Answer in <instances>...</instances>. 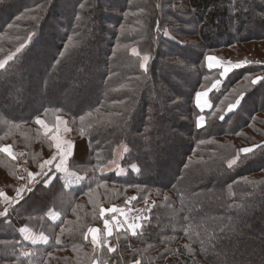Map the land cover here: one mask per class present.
<instances>
[{"label": "trees", "instance_id": "1", "mask_svg": "<svg viewBox=\"0 0 264 264\" xmlns=\"http://www.w3.org/2000/svg\"><path fill=\"white\" fill-rule=\"evenodd\" d=\"M208 56L264 59V0H0V146L23 151L36 174L3 203L19 180L0 152V264H264V64L224 78ZM206 90L212 107L200 111ZM59 117L73 145L66 168L81 179L72 187L54 166L38 172L54 143L35 121ZM117 151L125 174L101 171ZM145 199L135 234L106 236L101 207ZM89 228L104 246L94 250Z\"/></svg>", "mask_w": 264, "mask_h": 264}, {"label": "rangeland", "instance_id": "2", "mask_svg": "<svg viewBox=\"0 0 264 264\" xmlns=\"http://www.w3.org/2000/svg\"><path fill=\"white\" fill-rule=\"evenodd\" d=\"M219 61L223 66L230 67L231 69H235L232 67V65L237 64V63H240L241 65H245V64H249V63H262V64H264V59H262V58L258 59L255 57H248L247 59H242L239 57V58H231L229 60H224V61L219 60ZM206 65L208 66V61H206ZM216 68H220L221 70H223L222 67H216ZM170 73L171 72L166 71L165 74L164 73L163 74L168 77L169 76L168 74H170ZM168 79L170 80L171 77ZM206 98L207 97L202 98L201 103H203L204 100H207ZM195 103H196V101H195ZM196 106H197V104H196ZM207 109H208V107H205L203 111H206ZM59 121H63L64 123H59ZM41 128L45 132V128L42 126H41ZM48 129H55V131H49L47 133H51V137L53 135L57 136L60 139L62 145L65 142H70V130H69L68 126L66 125L65 119L63 117L57 118L56 124L53 127H48ZM53 143H54V152L46 160H51L53 158V156H56L57 159H56V161L53 162V165H52V166H54V169H55V165L59 161V154L57 153V149L55 146L56 142L54 140H53ZM0 147H9L12 155L10 156L7 153H4V154H6V156L11 158L13 161H15L16 164L18 165V168L16 171V175H17V178L19 180L17 190L18 189L20 190L19 197H22L28 191L27 186L30 184L29 183V172H26L24 167H23V163L25 161L26 154L21 150H12L11 147L9 145H6V144H3V146H0ZM70 153H69L67 159L69 158ZM120 157H121V154H120V152L117 151L115 156H114L113 162H111L109 165L104 167L103 172H116V174L119 176L124 175L125 170L121 169L118 165V163H119L118 161H119ZM43 163H41V165ZM64 167L66 168V163H65ZM45 169H47V167ZM40 171H41V167H39L38 172H40ZM59 173H62L63 181L67 187L76 186L79 183L77 181V178L79 180H81L75 174H73L71 172L68 173L67 168H66V171H61ZM33 176H34V180H35L36 174H33ZM34 180H33V182H34ZM1 197H2L3 203H5V204L6 203L7 204L12 203L13 204V203H16L20 200V198L18 197L17 191H16L15 195L13 196V201L8 196H6L5 194L1 195ZM151 205H152L151 201H148L147 204H145V202H144L141 206H139L137 208H133V209L122 208L124 210L123 214L106 212L104 215L107 217L106 220L109 221L108 227L112 230V232L115 230L121 229V228H126L131 234H133V231L130 228V225L133 223L139 225V227H137L135 229V232H136L140 228V225L142 224V222H144L148 218V213L151 209ZM49 217L52 220H56L57 215L55 213H50ZM124 221H127V222L125 223ZM20 233H21L23 239L25 241H27L28 243H30L31 245H38V244L45 243V240L42 237L46 238V236L43 234H33L27 228H22ZM105 234H106V236H110V235H108L106 229H105ZM97 237H99L98 232H97ZM89 238L91 240V233H89ZM108 245L112 246L111 243H108Z\"/></svg>", "mask_w": 264, "mask_h": 264}, {"label": "snow or ice", "instance_id": "3", "mask_svg": "<svg viewBox=\"0 0 264 264\" xmlns=\"http://www.w3.org/2000/svg\"><path fill=\"white\" fill-rule=\"evenodd\" d=\"M164 34L167 35L168 33L165 32ZM24 46H25L24 44H21L20 48H17L16 51L20 52L21 49ZM132 52L134 54H136V55H139V52L137 51L136 48H133ZM11 58L12 57L10 56L9 59H11ZM206 59L208 61V68L209 69H212V68H215V67H222L223 70L220 73L221 77L226 78L227 74L232 70L230 67L223 66L220 63V61L214 56H208ZM148 60H149V56L148 55H144L143 56V61L145 62V64L147 63ZM3 66H4L3 62H0V68H2ZM144 66H145L144 64L141 65V67H144ZM241 66L242 65L240 63L232 65L233 68H240ZM252 83L255 84L256 80H253ZM220 84H221V80H217L216 83L213 84V86H212L213 89L218 88V86ZM207 96H208V92L207 91L196 93V97H195L196 104H197V107L201 111H203L205 107H208V108L212 107V105L209 104L207 100H204V102L201 103L202 98L207 97ZM121 103H123V102L121 101ZM240 103H241L240 99L235 100L234 103L229 106L230 110L235 108L236 106L240 105ZM97 111H99V110H97ZM220 118L223 119L222 116ZM83 119H84V117H81V120H83ZM204 119H205L204 116H200L199 119L196 121L197 125L201 126V122L204 121ZM35 122L45 128L46 134L49 131H55V129H48L46 123L43 120L39 119V118ZM59 123H64V122L63 121H59ZM52 139L56 142L55 146H56V149H57V153L59 154V161L55 165V170L57 172L66 171V168L64 167V165H65V163L67 161V157H68L69 153L73 149V145L71 144V142H65L62 145L60 139L57 136H55V135L52 136ZM257 147H261V146H257ZM262 150H264V147H262ZM240 151L242 153H244V154H254V150L252 148H242ZM0 152L7 153L10 156L12 155L9 147H0ZM56 159H57L56 156H53V158L51 160L44 161V163L40 166L41 167V174L47 175V172L52 170L53 162L56 161ZM236 163H237V160L236 159H232V160H230L228 162V167L231 168ZM46 167H47V171H45ZM101 171H103V169H101ZM33 180H34L33 174L29 173V183H32ZM19 193H20V190L18 189L17 190L18 197H19ZM19 198L22 199L23 197H19ZM132 199H136V198L132 197ZM165 199H167V198H165ZM144 202H145V204H147V202H148L147 199H145ZM7 212H8V209L5 208L4 211L0 212V216H5L7 214ZM106 212L123 214L124 210L123 209H118L116 207H113L111 209H105L103 207L100 208L101 217H103ZM124 222L126 223L127 221H124ZM108 225H109V221L105 220L104 221V227L107 230L108 235H111L112 234V230L108 227ZM137 227H139V225L134 224V223L130 225V228L132 229L133 234H135V229ZM88 231H89V233H91V242H92V244L94 246V250L105 245V243H106L105 239L104 238H99L98 239V237H97L98 229L89 228ZM221 231H223V229H221ZM186 234H187V230H186ZM42 238L45 240V243H47V238H44V237H42ZM85 239H87V236L85 237ZM209 239H212V237H209ZM56 243L57 244L60 243L58 238L56 240ZM107 250L109 252L114 251V249L111 248V247H109ZM189 251H191V249H189ZM24 254L28 255V253H24ZM95 259L96 258L94 257V262H95ZM137 264H139V261H137Z\"/></svg>", "mask_w": 264, "mask_h": 264}]
</instances>
